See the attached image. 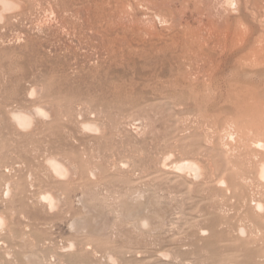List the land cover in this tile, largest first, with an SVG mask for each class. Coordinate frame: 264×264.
I'll return each instance as SVG.
<instances>
[{
    "label": "rangeland",
    "instance_id": "obj_1",
    "mask_svg": "<svg viewBox=\"0 0 264 264\" xmlns=\"http://www.w3.org/2000/svg\"><path fill=\"white\" fill-rule=\"evenodd\" d=\"M17 1L0 24V264H98L111 252L164 264L160 251L168 264L264 262V214L251 208L264 199L263 155L250 147L264 139V0ZM42 106L47 118L15 128L11 111ZM168 155L198 161L203 178L163 167ZM50 157L71 176L55 177ZM138 209L162 210L158 234L132 224Z\"/></svg>",
    "mask_w": 264,
    "mask_h": 264
},
{
    "label": "bare ground",
    "instance_id": "obj_2",
    "mask_svg": "<svg viewBox=\"0 0 264 264\" xmlns=\"http://www.w3.org/2000/svg\"><path fill=\"white\" fill-rule=\"evenodd\" d=\"M233 1V0H232ZM21 1H17V0H0V24H4L6 21H7V18H8V15H11L12 13H15L17 11H20L21 10ZM230 2V1H229ZM18 13V12H17ZM20 21V20H19ZM34 24V23H33ZM13 26V25H12ZM37 29V28H36ZM39 30V29H38ZM17 31V30H16ZM35 91V90H34ZM33 90H30V96L32 95L33 96V93L35 94ZM49 116L47 110L45 108L42 107H35L34 109H32L31 111H17V110H13L10 112V119L12 120V123L13 125L15 126L16 129H18L19 131H23V132H26V131H29L31 130V128L33 126H35L34 124H36L40 119H45ZM6 122V121H5ZM96 123V122H95ZM100 127V126H99ZM99 127L92 123V122H82V129L85 130V131H89L90 133L92 132H99ZM33 129V128H32ZM257 131V130H256ZM253 132V131H252ZM250 133V132H249ZM234 134V133H233ZM233 134L232 133H229L228 134V139H232L233 137ZM255 135V133L253 134ZM260 136V135H259ZM248 137V136H247ZM249 139V137H248ZM256 139V138H255ZM251 142V141H250ZM250 147L251 149H253L256 153L263 155V158L258 162V164H256L257 168L255 173L256 175V181L261 184L263 187H264V139H256V140H253L251 143H250ZM235 149V148H234ZM252 150V151H253ZM227 154V153H226ZM63 161V160H62ZM66 162V161H64ZM64 162H61V160L59 159H56L55 157H50L47 159L46 161V168L55 176L57 177L58 179L59 178H66L68 175L71 176L70 172H73L71 171V167L67 164V163H64ZM75 166V165H74ZM163 167H170L169 169H172V170H175L179 173H182V174H185L186 176H189L191 177L193 180L195 181H198L200 179L203 178L204 176V168L200 165V163L194 159H182L180 161H174L172 160V156L168 155L164 158L163 160ZM73 168V167H72ZM75 168V167H74ZM76 170V169H75ZM229 172V171H227ZM220 173V172H219ZM73 175V173H72ZM219 175V174H218ZM233 177V176H232ZM231 177V178H232ZM230 179V178H229ZM232 180V179H231ZM234 180V179H233ZM227 182V181H226ZM219 185L220 186H223L225 187L226 183L225 181L222 179V180H219L218 181ZM200 184V183H199ZM257 184V183H256ZM206 185V184H205ZM236 185V184H235ZM233 185V186H235ZM240 185V184H239ZM244 185V184H243ZM231 187V186H230ZM238 187V186H236ZM259 187V186H258ZM226 188V187H225ZM261 188V187H260ZM231 189V188H230ZM233 189V188H232ZM222 190V189H221ZM234 190V189H233ZM264 191V189H263ZM52 192V191H51ZM51 192H43L40 194L39 197V200L41 202H43L47 209H49V211H52V209L54 207H56V205L59 203L56 204V201L55 199H57L56 197H54V194H51ZM261 192V191H260ZM8 193V191H7ZM232 194V193H231ZM261 194V193H260ZM263 195V193L261 194ZM231 197V196H230ZM229 197V198H230ZM262 197V196H261ZM139 198V197H138ZM248 198V197H247ZM263 199V198H262ZM235 200V199H234ZM41 204V203H40ZM59 205V204H58ZM44 206V205H43ZM152 206V205H150ZM246 206V205H245ZM143 207V206H142ZM141 207V208H142ZM42 208V207H41ZM154 208V207H153ZM253 208V212H255L257 215H262L264 214V199L263 200H260V199H256L253 201V204H252V207ZM55 209V208H54ZM92 209V208H91ZM90 209V211H91ZM136 209V208H134ZM139 210V209H138ZM143 210V208H142ZM145 210V209H144ZM154 210H157V209H154ZM153 211V213L149 212L147 214H144L142 211L140 212L139 211H133V216H131L130 218L133 219V221L135 223H132L135 225V227L137 228V230H140V233H144V234H158L160 232V230L163 228L164 226V222H163V214H162V210L161 211ZM89 212V211H87ZM128 212H131L130 210ZM148 212V211H147ZM91 213V212H89ZM87 213V215L89 214ZM146 213V212H145ZM151 213V215H150ZM159 213V214H158ZM128 214V213H127ZM126 214V216H128ZM247 214V213H246ZM85 215V216H87ZM90 216L92 214H89ZM88 215V216H89ZM167 215V214H166ZM88 216L86 218H88ZM97 216V215H96ZM258 216V217H259ZM264 216V215H263ZM94 217V215L92 216ZM106 217V216H105ZM166 217V216H165ZM261 217V216H260ZM85 218V217H84ZM83 219L85 220L84 221V224L81 225V227H84L86 229V231L91 234L92 232L95 233L97 232V229L95 228V226L97 225H94V223L96 222V220H98V217H94V220L93 218L91 219L88 218V219ZM129 218V219H130ZM167 218V217H166ZM262 218V217H261ZM100 219V218H99ZM80 220V219H78ZM83 220H80L83 222ZM5 219H4V216L3 215H0V228H3L5 226ZM94 221V223H93ZM132 221V222H133ZM75 222V221H74ZM72 222V224L74 223ZM76 222H78L76 220ZM81 222V223H82ZM79 223V222H78ZM97 223V222H96ZM131 223V221H130ZM72 224L70 226V228L72 227ZM80 224V223H79ZM213 224V223H212ZM77 223L74 224L73 226H76L77 227ZM100 225V224H99ZM79 226V225H78ZM211 226V225H210ZM134 227V228H135ZM73 228V227H72ZM77 232H78V229H76ZM75 230V231H76ZM73 231V230H72ZM73 231L74 233H77ZM85 231V230H84ZM95 231V232H94ZM101 231V229H100ZM104 231V230H102ZM247 229L243 226V225H239L237 227V232H238V235L240 237H244L246 236L247 234ZM91 232V233H90ZM99 232V231H98ZM139 232V231H138ZM101 233V232H100ZM200 236L201 237H206L208 236L207 234V230L206 229H202L200 232H199ZM79 234V233H78ZM87 234V233H86ZM97 234V233H96ZM101 237V236H100ZM69 245H68V248L71 250L73 249V247L75 248V246H73V242L72 241H69ZM72 242V243H71ZM68 244V243H67ZM66 244H65V248H66ZM64 247V246H63ZM67 248V250H68ZM77 248V247H76ZM69 250V251H70ZM73 250H77V249H73ZM71 250V251H73ZM61 251L64 252V249L62 250L61 248ZM60 251V252H61ZM130 251V250H129ZM67 252V251H66ZM65 252V253H66ZM64 254V253H63ZM171 253L167 252V251H160V258L161 260L163 261L162 263L164 264H168L169 261H171ZM26 257V256H25ZM31 258V257H30ZM102 260L98 263V264H121V261L119 260L118 256L113 254L112 252L111 253H107L106 255L101 256ZM140 258V257H139ZM159 258V257H158ZM33 260V259H32ZM258 264H264V262H260Z\"/></svg>",
    "mask_w": 264,
    "mask_h": 264
}]
</instances>
